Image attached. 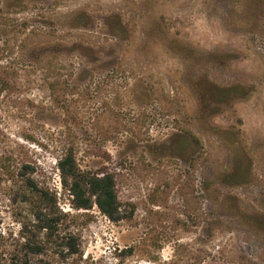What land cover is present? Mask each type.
Masks as SVG:
<instances>
[{"label":"rangeland","instance_id":"1","mask_svg":"<svg viewBox=\"0 0 264 264\" xmlns=\"http://www.w3.org/2000/svg\"><path fill=\"white\" fill-rule=\"evenodd\" d=\"M68 147L121 220L71 205ZM27 177L78 237L56 264H264V0H0L6 229Z\"/></svg>","mask_w":264,"mask_h":264},{"label":"trees","instance_id":"2","mask_svg":"<svg viewBox=\"0 0 264 264\" xmlns=\"http://www.w3.org/2000/svg\"><path fill=\"white\" fill-rule=\"evenodd\" d=\"M47 52L57 54L59 51ZM58 167L61 183L72 197L74 208L91 209L96 205L113 221L123 218L112 173L83 170L73 147L65 149ZM26 185L28 191L23 200L32 206L33 225L29 228L22 223L18 231L6 229L0 216V264H56V256L78 254V237L61 231L65 214L58 207L57 195L40 187L32 177H27Z\"/></svg>","mask_w":264,"mask_h":264}]
</instances>
